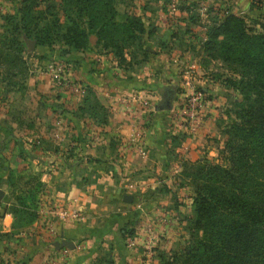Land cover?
Listing matches in <instances>:
<instances>
[{
  "label": "crops",
  "instance_id": "crops-1",
  "mask_svg": "<svg viewBox=\"0 0 264 264\" xmlns=\"http://www.w3.org/2000/svg\"><path fill=\"white\" fill-rule=\"evenodd\" d=\"M186 3L195 4L188 9L167 0L120 5L121 15L125 8L133 11L150 35L143 44L146 56L136 44L123 52L130 65L101 48L94 34L84 47L21 38L24 76H13L18 84L11 87L0 81V264H158L161 256L182 250L193 215L184 167L211 148L208 138L227 96L224 86L199 78L205 101L194 129L174 115L183 91L170 109L157 104L164 87L184 88V70L204 72L197 59L207 27L225 12L249 9L248 0ZM50 59L67 62L78 92L52 83L42 69ZM136 130L144 155L127 144ZM30 170L43 184L37 215L12 232L6 178L10 171ZM125 195L132 201L125 202ZM53 206H76L83 218L56 220ZM62 239L73 247H58Z\"/></svg>",
  "mask_w": 264,
  "mask_h": 264
},
{
  "label": "trees",
  "instance_id": "trees-1",
  "mask_svg": "<svg viewBox=\"0 0 264 264\" xmlns=\"http://www.w3.org/2000/svg\"><path fill=\"white\" fill-rule=\"evenodd\" d=\"M128 1L13 2L18 7L11 4L12 14L0 12L7 21L16 17L10 28L5 27L0 33V81L11 87L18 84L13 76H24L26 63L22 58L21 39L17 37L20 34L36 45L61 42L74 47H84L88 35L94 34L95 42L101 48L112 50L124 65H130V61H126L123 52L133 44L146 56L147 50L143 47L150 35L142 20L128 8L122 15L119 10ZM257 2L251 1L250 8L252 4L264 7V0ZM194 4L187 5L186 0H181L178 5L188 9ZM26 19L32 22L31 26ZM39 19L42 23L37 25ZM189 19L195 22L194 17ZM206 35L203 53L207 51L210 57L232 62L249 74L242 91L247 104L240 106L236 113L238 121L230 127L225 163L204 162L190 173L184 167L193 189V215L189 225L198 230L190 234V242L180 252L167 258L161 256L158 264H264V33L252 31L240 17L228 12L207 27ZM182 91L179 87H164L157 108L170 109ZM249 93L254 97L250 98ZM6 184L11 231L15 232L29 226L36 217L38 193L43 184L37 174H24V171H10ZM15 190L18 194L14 196ZM126 234L130 235V230Z\"/></svg>",
  "mask_w": 264,
  "mask_h": 264
},
{
  "label": "rangeland",
  "instance_id": "rangeland-1",
  "mask_svg": "<svg viewBox=\"0 0 264 264\" xmlns=\"http://www.w3.org/2000/svg\"><path fill=\"white\" fill-rule=\"evenodd\" d=\"M251 1L254 3L257 2V0H248L249 8ZM13 2L18 4L17 0H12V1L0 0V5H2L3 7L2 11L12 14V12L14 11L13 7L17 6L14 5ZM167 2H169L170 5L179 7L178 4L180 1L177 0L176 2L175 0L173 2L172 1L170 2V0H167ZM257 3L260 2L258 1ZM11 4H13L14 6L11 7ZM226 13L228 12L222 14L221 19ZM236 16L240 17L243 20L246 27H250L252 31H256V33H264V7L257 8L256 4H252V9L251 8L247 9L245 10V12L241 14H236ZM14 20H16V17L12 16V18H10L9 21H7L0 16V33L4 31L3 29H5V27L10 28V25L14 23ZM26 23L29 24L30 26L32 25V22L29 19H26ZM37 23H38L37 25H40L39 23H42V20L40 19L37 20ZM114 35L115 34L112 33V38L114 37ZM17 37H19V39L23 37L28 38L24 34H20ZM0 39H1V34H0ZM206 52L202 53V56L201 54H199L200 58L197 59L198 62L200 63L201 69H203L204 72L201 75L197 76V72L195 71L194 73L192 72L191 74V70H184L185 77L183 81L188 80L193 89L200 90L201 92H202V88H201L202 85L199 86L197 85L199 78H200L199 80H202L204 83H210V84L218 83L224 86L223 89L227 96V101H226L225 109L222 110L221 114H219V116L216 118L217 121L214 123L215 133L212 135L211 138H208L212 142L209 144L211 148H209V151L203 149V152L201 153L202 159L193 162L191 161L186 162L185 167L187 168V170H189V173L194 172L204 162L208 163L209 165H216V164L223 165L225 163V157H227L228 155V151L227 152L225 151V143L227 139L231 136L230 127L232 123L238 121V117L236 113L238 112L240 106L247 104V101L243 100L244 98L243 86L249 74L247 73L245 74L244 70H242L241 68L239 69L232 62H227V61L224 62L220 59L210 57L208 54L209 52L208 53ZM174 62L176 64V61ZM177 67H179V71H181L183 69V62L178 63ZM243 73L245 75H243ZM1 84L2 83H0V85ZM182 84L185 85L184 82H182ZM249 97L253 98L254 95L252 93H249ZM30 173L31 175H33L31 170ZM30 173L24 171V174H30ZM191 192L193 193L192 186H191ZM16 193L18 194L17 190L13 191L14 196L16 195ZM197 230L198 229L195 230L193 225L191 226V224L189 225L188 223V237L187 239H185L186 244H188V242H190L191 240L192 235L190 234L197 232ZM198 233H200V231H198Z\"/></svg>",
  "mask_w": 264,
  "mask_h": 264
},
{
  "label": "built area",
  "instance_id": "built-area-1",
  "mask_svg": "<svg viewBox=\"0 0 264 264\" xmlns=\"http://www.w3.org/2000/svg\"><path fill=\"white\" fill-rule=\"evenodd\" d=\"M3 7L0 5V11ZM43 71L48 74L53 84L56 86L67 87L70 91L76 93L79 86L72 83L68 78L70 66L61 59H50L42 67ZM183 97L174 115L181 121H185L190 129L197 128L202 121V108L204 107L205 96L203 91L195 90L191 87L188 80L184 81ZM136 98V96H132ZM144 107L148 106L147 101L142 102ZM130 148H134L140 155H144L145 147L141 142L139 131H133L127 139ZM54 219L80 221L83 218L81 210L76 206H53L50 208ZM47 263L53 264V260Z\"/></svg>",
  "mask_w": 264,
  "mask_h": 264
},
{
  "label": "water",
  "instance_id": "water-1",
  "mask_svg": "<svg viewBox=\"0 0 264 264\" xmlns=\"http://www.w3.org/2000/svg\"><path fill=\"white\" fill-rule=\"evenodd\" d=\"M2 192L0 191V197H1ZM123 200L125 202H131L132 201V197L130 195H125L123 197ZM58 247H67V248H72L73 244L71 243V241L69 239H62V241L59 243Z\"/></svg>",
  "mask_w": 264,
  "mask_h": 264
}]
</instances>
